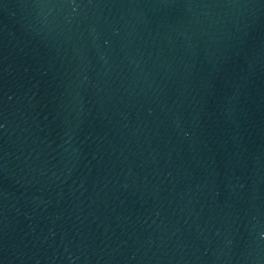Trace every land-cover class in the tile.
Segmentation results:
<instances>
[{
	"label": "water",
	"instance_id": "1",
	"mask_svg": "<svg viewBox=\"0 0 264 264\" xmlns=\"http://www.w3.org/2000/svg\"><path fill=\"white\" fill-rule=\"evenodd\" d=\"M0 264H264V0H0Z\"/></svg>",
	"mask_w": 264,
	"mask_h": 264
}]
</instances>
